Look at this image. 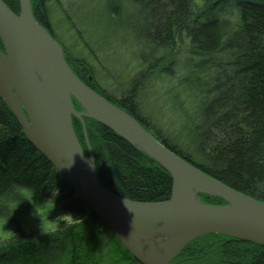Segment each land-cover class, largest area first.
<instances>
[{"label":"trees","instance_id":"16d2710c","mask_svg":"<svg viewBox=\"0 0 264 264\" xmlns=\"http://www.w3.org/2000/svg\"><path fill=\"white\" fill-rule=\"evenodd\" d=\"M1 1L19 13L18 0ZM29 1L34 19L63 47L79 80L132 116L180 158L226 187L264 202V0H134L148 12L145 25L152 37L153 63L146 65V59L137 63V76L129 80L127 89H119L118 98L96 86L94 72L83 59L66 52L48 20L49 0ZM108 2V19L119 18L124 2ZM62 17L70 18L66 11ZM71 26L94 52L76 23ZM155 73L167 75L173 80L170 91L181 93L183 110H172L183 116L181 139L153 129L148 118L139 115L138 101ZM83 122L95 174L106 189L135 202L169 198L171 179L165 170L105 127L89 119ZM72 126L87 153L79 121L72 118ZM21 188L37 193L32 199L14 200L13 194ZM199 198L224 204L217 198ZM45 202L52 205L49 216L41 205ZM62 214L76 219L57 221ZM0 219L6 223L0 229L4 233L0 264H47L53 256L66 260L65 264H139L26 141L1 100ZM48 219L55 226L45 229ZM172 264H264V247L206 235L189 243Z\"/></svg>","mask_w":264,"mask_h":264},{"label":"water","instance_id":"95a60500","mask_svg":"<svg viewBox=\"0 0 264 264\" xmlns=\"http://www.w3.org/2000/svg\"><path fill=\"white\" fill-rule=\"evenodd\" d=\"M18 6L16 15L0 0V100L26 141L137 263L172 264L189 243L206 235L264 247V202L206 175L85 85L68 66L62 47L34 19L30 1L18 0ZM72 118L81 125L87 153ZM83 119L105 127L165 170L169 198L135 202L106 189L95 174ZM200 195L224 204L204 203Z\"/></svg>","mask_w":264,"mask_h":264},{"label":"rangeland","instance_id":"374dc122","mask_svg":"<svg viewBox=\"0 0 264 264\" xmlns=\"http://www.w3.org/2000/svg\"><path fill=\"white\" fill-rule=\"evenodd\" d=\"M122 1L124 6L121 16L114 20H109L106 14V10L111 7L108 0H49L47 2L48 20L66 52L73 59H83L94 72L96 86L112 98H118L119 89L127 87L129 80L137 76V63L144 59H146V65L153 63V59L150 58L152 37L145 25L148 12L141 8L140 4H133L134 0ZM64 11L70 17L68 21L62 17ZM71 23H76V27L84 33L85 40L94 52L84 44L82 36H79L80 34L75 31ZM155 74V79L150 80L148 87L144 90L143 99L138 101L139 115L147 117L153 129L169 136L179 135L181 139L185 127L183 116L177 111L172 112L177 107L180 111L183 110L181 93L175 90L170 91L172 89L170 81L173 82V80L166 78L167 75ZM186 110L189 111V107L186 106ZM87 143L89 146L88 139ZM60 216L56 217L57 221L73 222L76 219L74 215H71L72 218ZM100 253L101 256H105L106 249H102ZM93 254L100 256L99 253ZM46 262L47 264H65L66 260L61 262L57 256H53Z\"/></svg>","mask_w":264,"mask_h":264},{"label":"clouds","instance_id":"9594fccd","mask_svg":"<svg viewBox=\"0 0 264 264\" xmlns=\"http://www.w3.org/2000/svg\"><path fill=\"white\" fill-rule=\"evenodd\" d=\"M36 193H37V190H35V189H24V188H21V189H18L13 194V199L14 200H22L25 197H27L28 199H32L36 195ZM41 205H43L45 207V215L49 216L50 212L53 210L52 209V205L51 204H47L46 202L41 204ZM12 207H15V205L13 204ZM60 217H71L72 218L71 214H63ZM51 222H53V221H49V219L47 221H45V229L55 226ZM5 224H6L5 221L0 219V229L4 230V225ZM3 234H4L3 231H0V235H3Z\"/></svg>","mask_w":264,"mask_h":264},{"label":"flooded vegetation","instance_id":"af4514ba","mask_svg":"<svg viewBox=\"0 0 264 264\" xmlns=\"http://www.w3.org/2000/svg\"><path fill=\"white\" fill-rule=\"evenodd\" d=\"M62 47V46H61ZM63 48V47H62ZM0 50L2 51V48H1V46H0ZM64 50V49H63ZM65 54V53H64ZM64 57H65V59H66V62H67V64H68V66L71 68V65L68 63L69 61H68V58L66 57V55H64ZM72 69V68H71ZM82 129V128H81Z\"/></svg>","mask_w":264,"mask_h":264}]
</instances>
